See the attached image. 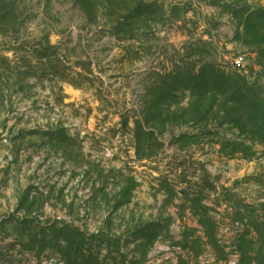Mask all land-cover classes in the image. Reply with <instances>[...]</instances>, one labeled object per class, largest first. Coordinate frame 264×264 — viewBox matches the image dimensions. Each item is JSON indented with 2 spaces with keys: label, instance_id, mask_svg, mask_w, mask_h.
Here are the masks:
<instances>
[{
  "label": "rangeland",
  "instance_id": "obj_1",
  "mask_svg": "<svg viewBox=\"0 0 264 264\" xmlns=\"http://www.w3.org/2000/svg\"><path fill=\"white\" fill-rule=\"evenodd\" d=\"M0 264H264V0H0Z\"/></svg>",
  "mask_w": 264,
  "mask_h": 264
},
{
  "label": "trees",
  "instance_id": "obj_2",
  "mask_svg": "<svg viewBox=\"0 0 264 264\" xmlns=\"http://www.w3.org/2000/svg\"><path fill=\"white\" fill-rule=\"evenodd\" d=\"M209 66L207 65L206 67L209 69ZM210 74H211L210 78H212V76L216 77V78H213V80L215 81V85L218 84V82H221L222 84L220 83V85H222V87H224L226 89L228 87L233 88L234 79H233L232 74L230 72H224V71L219 72L218 70H212L210 72ZM217 74H218V76H217Z\"/></svg>",
  "mask_w": 264,
  "mask_h": 264
},
{
  "label": "built area",
  "instance_id": "obj_3",
  "mask_svg": "<svg viewBox=\"0 0 264 264\" xmlns=\"http://www.w3.org/2000/svg\"><path fill=\"white\" fill-rule=\"evenodd\" d=\"M242 61H243V60H242V57L236 58V60H235V62H234V63H235V64H234L235 67L239 69V68L242 66Z\"/></svg>",
  "mask_w": 264,
  "mask_h": 264
}]
</instances>
